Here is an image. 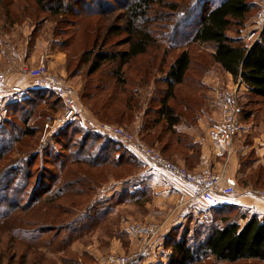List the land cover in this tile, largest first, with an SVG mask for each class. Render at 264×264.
<instances>
[{
	"label": "rangeland",
	"instance_id": "374dc122",
	"mask_svg": "<svg viewBox=\"0 0 264 264\" xmlns=\"http://www.w3.org/2000/svg\"><path fill=\"white\" fill-rule=\"evenodd\" d=\"M61 1L62 12L54 14L50 8L58 7V0L41 4L40 0H0V34L22 43L20 57L25 60L23 68L13 69L11 79L27 82L25 68L47 54L50 71L65 78L84 108L78 118L61 123L65 106L55 92L33 88L6 96V102L0 95V264H99V260L117 264L109 260L111 255L133 253L149 239L138 227L158 223L159 239L167 218L148 216L155 210L154 191L142 184L146 181L142 170L150 162L131 144L103 133L99 125L122 126L138 143L197 170L192 168L200 161L195 149L202 153L197 138H208V124L202 126L200 121L207 117L209 121L212 115L217 80L222 85L237 83L228 80L214 60L213 43L192 40L199 14L208 2L219 0L154 3L136 21V28L150 32L154 41L122 68L120 57L104 60L98 68L95 64L99 53L129 48L125 28L131 0ZM252 1L257 4L247 20L249 25L232 24L230 36L244 39L248 34L262 4V0ZM183 50L189 51L191 66L169 101L180 114V122L172 130L159 118L158 109L167 92L171 65ZM239 88L240 96L244 91L240 105L245 119L264 117L263 101L248 94L243 83ZM192 145L193 151L189 149ZM104 155H110L107 162ZM253 160L249 155L242 162L252 164ZM139 183L141 187L135 190ZM261 187L258 190H264V183ZM211 203L197 200L180 216L174 204L167 208L168 217L177 213L162 238V254L168 259L158 264L168 262L175 241L186 240L200 248L209 229L223 224L221 216L240 220L249 214L240 206L219 211ZM140 231L138 248L116 250L114 244L118 239L125 242L124 234ZM195 264L264 261L228 263L207 253Z\"/></svg>",
	"mask_w": 264,
	"mask_h": 264
},
{
	"label": "trees",
	"instance_id": "16d2710c",
	"mask_svg": "<svg viewBox=\"0 0 264 264\" xmlns=\"http://www.w3.org/2000/svg\"><path fill=\"white\" fill-rule=\"evenodd\" d=\"M163 0H131L127 7L126 42L129 48L115 53H99L96 60L98 68L104 60H114L120 57V67L128 63L133 57L145 53L154 41L150 32L138 30L136 21L143 19L154 3H163ZM43 0H40V4ZM257 2L252 0H219L214 4H206L203 12L199 14V21L191 31L192 40L200 43H213L215 51L214 60L229 72L235 81L241 79L248 94L264 100V31L260 38L251 46L241 37L228 34L232 24L245 26ZM205 5V4H204ZM62 1L58 0V7L50 8L54 14L61 13ZM191 66V56L188 50H183L174 60L168 73L167 92L163 96L158 109L159 118L165 120L167 127L175 130L180 122V114L170 104L175 97V89L185 81ZM244 90V89H243ZM51 93V91H48ZM244 94L242 92L241 96ZM242 120L245 119L241 107ZM178 142V140H176ZM195 147H189L194 150ZM196 150V158L200 159L201 150ZM104 149L101 150V153ZM100 153L96 154L99 157ZM107 156V157H106ZM110 155H104L105 162ZM188 160V157H184ZM79 162V161H78ZM104 162V163H105ZM97 163V162H96ZM117 162L116 165H118ZM99 164H94V166ZM102 165V164H101ZM15 178H13L14 180ZM27 183V182H26ZM13 184V183H12ZM15 192H13L14 195ZM9 193L8 196H10ZM235 205L216 208L224 211ZM246 221L241 224L229 215L221 216L222 225L213 226L196 248L186 240L175 241L172 252L165 264H195L203 258V254L210 253L218 261L237 263L243 260L264 261V216L259 214L243 215ZM158 264V263H157ZM163 264V263H161Z\"/></svg>",
	"mask_w": 264,
	"mask_h": 264
},
{
	"label": "built area",
	"instance_id": "2783aa9c",
	"mask_svg": "<svg viewBox=\"0 0 264 264\" xmlns=\"http://www.w3.org/2000/svg\"><path fill=\"white\" fill-rule=\"evenodd\" d=\"M264 31V0L261 8L257 12L256 19L253 22L248 34L244 37L248 45L257 41ZM13 67L0 69V95L16 96L25 93L30 89H43L55 94L63 101L64 110L61 116V123H68L84 113L83 106L77 100V97L68 85L65 78L50 71L47 61V54H42L38 58V63L25 68L24 77L27 82L11 83ZM25 79V81H26ZM220 80L213 89L211 105L220 115L215 124L207 129L208 137L220 144H224L227 154L232 152L234 142L244 131V123L241 117L240 105V84L241 79L233 84L222 85ZM99 129L115 138L119 142L129 143L136 148L141 155L152 165L164 168L177 176V178L192 188L190 200H204L214 202L216 194L222 193L226 196H233L238 189V182L235 177L226 173V165L221 170L215 171L210 167H204L197 170H189L186 166L174 162L162 155L154 147L143 143H138L135 135L126 128L111 124L101 123ZM257 195L264 198V190H257ZM149 238L144 245L133 253L123 256L111 255L109 260L117 264H133L139 261L148 251L149 242L158 237L161 226L158 223H148L138 227Z\"/></svg>",
	"mask_w": 264,
	"mask_h": 264
},
{
	"label": "crops",
	"instance_id": "0c3cea01",
	"mask_svg": "<svg viewBox=\"0 0 264 264\" xmlns=\"http://www.w3.org/2000/svg\"><path fill=\"white\" fill-rule=\"evenodd\" d=\"M21 48L22 43L0 34V68L12 66L18 71L21 67L23 68L25 66V60L20 57L22 53ZM36 58L37 55L34 54V60H36ZM218 65L222 68L220 64ZM225 73L228 80L233 81L232 75L227 71H225ZM15 82L17 81L11 79V83ZM1 96L4 97V102L8 101L6 94H2ZM261 100L264 103V100ZM211 112L212 115L209 121L208 117L200 121L202 126H207L208 124L207 129L220 118L219 112L215 108L211 107ZM243 123L245 126L244 131L240 137L236 138L234 148L230 154H227L225 151L224 144L215 142L209 137L207 139L198 137L197 141L199 140L202 142V153L199 164L192 168L201 169L210 167L215 171H219L225 167L224 164L227 161L226 173L235 177L238 181L239 186L237 192L233 196L217 193L216 200L212 202L211 205L214 208L227 207L229 205L240 206L250 214L256 213L260 216H264V198L256 193L258 189H263L261 185L264 183V117L256 118L251 116L247 119H243ZM253 131H255L253 136H248ZM249 155L254 156L253 163L250 164L247 162V164H244L242 160ZM145 166L146 168L142 170L145 175L143 179H146V181L142 183L144 184L143 188L153 189L155 201V204L153 201L155 210L148 212V216L155 217V215L159 214L163 216L160 220L164 218L167 219L165 220L160 238L153 240L145 255L133 264H157L162 259L166 261L168 258L162 254L164 247L162 238L163 236L165 238L166 234L169 232L172 225L171 222L176 219L175 213H177V211H175L168 217L170 212H168L167 208L174 204L173 207H177L176 210H179L177 216H180L189 208V205L197 201L190 200L192 188L179 180L177 176L164 168L156 167L150 163ZM142 184L139 183L135 190L139 189ZM155 205L159 206V209L156 208ZM240 220L238 221L241 224L246 221L244 218ZM138 233L141 234L142 232L124 234L126 238L125 242L118 239L117 244H114L116 250L125 252L138 248V245L140 243L142 244ZM99 264H105V261L102 262L99 260Z\"/></svg>",
	"mask_w": 264,
	"mask_h": 264
}]
</instances>
